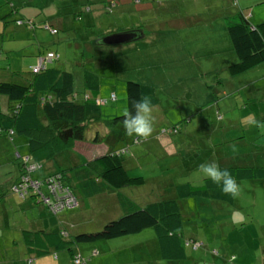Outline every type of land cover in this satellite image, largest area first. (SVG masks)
I'll return each instance as SVG.
<instances>
[{"label":"rangeland","instance_id":"obj_1","mask_svg":"<svg viewBox=\"0 0 264 264\" xmlns=\"http://www.w3.org/2000/svg\"><path fill=\"white\" fill-rule=\"evenodd\" d=\"M1 1L0 79L6 77L3 68H9L8 74L14 81L26 83L31 66L37 63L39 57H45L48 51L57 56L50 60L48 65L71 72L77 89L84 88V73H92L99 85V88L92 92L99 93L101 99L106 101L100 106L101 123H98L96 129L100 135L113 129L109 141L114 134H117L114 141L117 144L124 145L131 139L118 123H105L106 120L122 115L123 110L127 108L126 82L149 83L155 88L158 104L154 106L155 123L152 136L147 140H133L134 143H128L122 154L128 174L142 176L147 182L140 186H124L119 192L116 191L120 195L128 196L134 204L145 205L159 199V195L149 192L161 189L163 183L155 184L158 181L172 179L175 183H181L186 179H194L195 184L201 183L203 177L197 171L194 155L186 157L185 148L181 145L189 143L190 138L186 133L195 126L202 127V123L210 122V115H213L216 109L223 117L228 118V121L239 120L241 123L242 117L249 114L264 120V91L261 87L264 82L263 64L235 77L231 85L236 84L237 88L221 87V91H226L220 94L211 90L217 85L216 88L220 87L216 84L217 81L222 83L223 80H229L222 70L236 58L233 55L220 54L222 47L225 48L229 42L225 32L226 16H232L242 10L250 16L252 23L264 21V0ZM12 7L16 9L17 14L11 13ZM75 14H80V19L76 18ZM16 19L21 20L16 23ZM140 31L142 35H139ZM120 32L136 33V38L133 41L111 45L98 42L107 34ZM189 45L193 52L189 50ZM181 46L185 58L178 62L173 54L180 55ZM203 52H210V56L206 59L201 56ZM216 57L219 62H216ZM13 71L18 74H13ZM109 92H113L116 98L109 97ZM207 101L208 106L212 105V108L211 111L205 112L208 106L203 105ZM4 103L5 97L1 99V108ZM170 127L176 129L173 133L174 139L171 138L174 147L171 148L172 152L166 155L165 151L155 144V134ZM241 129L236 127L232 131L235 136L243 131L249 142L255 139L257 143L264 144V135L257 129ZM198 133L203 135L204 131ZM122 134L127 140L119 139ZM164 134L169 133L167 131L160 134L157 137L160 142L169 137L163 136ZM85 135L87 139H93L94 123L88 125ZM151 138L154 140L150 141ZM89 143L92 147L87 150V155L91 156L101 155L108 146L105 138L99 139L97 143L90 140ZM14 144L18 150L24 151V137H15ZM239 148L237 147L238 150L246 152L250 150L247 147ZM78 152L76 148L63 151L52 160L43 162L41 167L44 170L50 167L49 170L52 171H69L65 165L74 164L73 160L76 159L71 155L79 160L81 156ZM12 154V145L0 135V193L8 192L14 199L16 195L14 197L8 185L13 178L16 177L15 181L19 178L20 162L17 160L19 158H13ZM84 159H87L85 154ZM87 166L90 168L91 165ZM21 168L26 170L27 166L24 164ZM91 171L94 173L93 166ZM177 173L179 176H176ZM75 174L72 173L71 183L74 184V191L79 192L77 196H81L78 198L79 206L71 210L73 213L64 210L69 221H76L72 231L77 234L101 230L106 223L121 215L117 196L115 193L104 192L95 194L94 198H88L78 186L79 178L75 177ZM188 174L191 177H188ZM239 185L240 193L232 204L221 205L212 200L195 198L181 201L182 213L185 215L183 234L186 237L198 238L202 245L197 250L187 247L188 258L180 262L181 264H238V261H226L231 254L235 255L237 248L235 243H232L237 237H243L241 252L237 253L244 254L247 263H264V183L244 181ZM170 192L168 189L165 196L169 197ZM13 199H9L7 205L0 206L9 214L7 218H3L0 212V233L2 236L4 233V237H8L13 231L19 233L28 226L27 219L36 217V213L42 209L37 205L28 210L29 212L19 210L16 202L15 207L12 204ZM20 202L26 203L24 200ZM250 213V217L245 215ZM40 216H45L44 212H41ZM47 219L49 220V217L45 218ZM97 244L95 247L102 251L115 252L102 258L103 264H159V250L153 228L108 241H97ZM92 258L90 262L96 264V257Z\"/></svg>","mask_w":264,"mask_h":264},{"label":"trees","instance_id":"obj_2","mask_svg":"<svg viewBox=\"0 0 264 264\" xmlns=\"http://www.w3.org/2000/svg\"><path fill=\"white\" fill-rule=\"evenodd\" d=\"M11 13L17 14L14 7H12ZM75 16L78 19L81 17L80 14H75ZM249 18L250 16L242 10L225 18L226 37L236 58L225 69H221L229 77V80H223L222 83L217 81L216 84H219L220 87L216 88L217 85L215 89L211 88L212 92L216 94L222 93L221 87L229 88V84H231V81L233 82L235 77L256 66L264 65V21L252 23ZM20 20L16 19V23ZM52 30L56 31L55 28H52ZM139 35H142V31ZM50 52L53 53L48 51L46 54ZM53 55L54 57L50 60L57 57L54 53ZM50 60L41 64L36 71H33L36 63L32 65L26 83H18L12 78L11 80L0 81V135L12 145L13 158H19L17 160L20 162L18 165L19 178H17V181H15L16 177L13 178L8 186L11 187L14 197L16 195V200L30 202L34 207L40 206L42 208L41 212H44L45 215L41 217V212L36 213L38 214L36 217H31L28 220L32 224L24 227L18 233L20 236L21 233L23 234L21 242L18 243H21L20 245L24 247L26 256L19 258L17 262L25 261L26 264H36L35 256L37 259L48 254L58 257L59 254L63 253L66 255L69 264H91L92 257H98L97 259L94 258L96 264H103L101 259L115 252L114 250L102 251L95 247V245H98L97 241H108L109 239L136 234L146 228H153L154 230L159 250V257H157L159 264H181L180 262L186 261L188 258L186 248L197 250L202 245L198 238L192 235H190L192 237H186L183 234L185 215L182 213L181 201L186 198H195V200H212L222 205V203L232 204L236 198L225 195L219 186L204 177L199 184H195L194 179H186L181 183H175L172 179L158 181L155 184L162 185L163 183L161 189H154L149 192L159 195V199L145 205L134 204L128 196L120 195L118 192L121 187H134L147 183L142 176H130L125 167L124 158H122L128 143L133 144V140L136 139H128L129 141L122 145L114 143L117 134L112 135L110 141L108 140L113 133V129L104 135H100L96 128L99 125L98 123H101L100 106L105 104L106 101L101 99L99 93L92 92L99 88L97 79L91 75L92 73L85 72L84 88L79 90L75 86L73 74L61 68L49 66ZM12 73L18 74L17 71ZM125 87L128 109H131L132 101L138 99L141 94L151 96L154 106L158 104L154 93L156 90L149 83L127 81ZM261 87L264 91V82L261 83ZM87 90H91V92H87ZM4 97L5 103L1 108V99ZM109 97L116 98L113 92H109ZM245 104L248 103L245 102ZM203 106H208V101ZM211 108L212 105L206 107L205 112L211 111ZM262 113L264 116V112ZM210 116V122L202 123V127L195 126L186 133V136L190 138L189 143L181 145L185 148V156L189 158V156L194 155V162L198 167L199 164L204 162L219 164L222 169H228L232 173L238 184L244 181L254 184L264 183V144L257 143L255 139L249 142L243 131L235 136L232 129L244 127L239 120L229 119L228 121V118L223 117L217 109ZM91 123H94V137L93 139H87L85 132ZM105 123L110 125L118 123L122 126V115L106 120ZM167 131L169 134L163 136L169 135V139H174L175 127L167 128L162 132L158 131L155 134V144H158L166 155L172 151L169 152L166 149V144L160 146L164 141L160 142L157 137ZM202 131H204L203 135L198 133ZM122 135L119 137L121 141L126 137ZM15 137H24L25 144L22 146L24 151L17 149L14 144ZM104 138L107 139L108 146L101 155L73 160L74 164L72 166L65 165L69 171L63 169L52 171L49 170L50 167L44 170L41 167L43 162L52 160L57 154L72 150L77 142L91 140L97 143L99 139ZM151 140L154 139L151 138ZM232 145L236 146L235 152L232 150ZM186 147H188L187 150ZM237 147H240L239 149L247 147L250 150L246 152V150H238ZM117 149L121 150V154L113 155ZM78 161L80 163H76ZM24 164L27 166L26 170L21 168ZM87 165H91L90 168ZM29 166L32 168H28ZM92 166L94 167V173L91 171ZM73 172L76 173L75 177L79 178L77 181L78 186L81 187L83 194L88 198L104 192L115 193L118 204L121 206V215L117 219L110 220L101 230L77 234L73 232L72 227L75 221L71 222L69 218L66 221L60 219L61 216L66 215L65 211H73L79 206L78 198L81 196H77L79 192L74 191L72 186L74 184L71 183ZM23 176L26 195L18 197L14 187L22 182ZM176 176H179V174L177 173ZM188 177H191V175L188 174ZM32 181L39 184V189H36V191H34L33 185H30ZM42 185L44 186L42 187ZM51 187L55 188L54 192L51 191L53 194L56 192L57 195H72L76 203L65 205L63 203L64 198L50 193ZM168 189L171 192L168 193L169 197H166L165 192ZM46 198H49V202L45 201ZM9 199L13 198L8 192H1L0 206L7 205ZM57 202H62L63 207L54 211L52 208ZM12 204H14V199ZM72 211L71 213H73ZM240 214L244 216V214ZM50 215H54V218L59 222L53 226L47 225L45 218ZM245 215L250 217L251 213ZM242 240L243 237L241 239L237 237L234 240L232 244L235 243L237 250L235 255L231 254L226 261L230 263L238 261V264H253V261L247 263L244 254L237 253L241 252ZM214 251L217 253L216 250ZM133 261L135 262L134 259ZM258 264L264 263L259 261Z\"/></svg>","mask_w":264,"mask_h":264},{"label":"clouds","instance_id":"obj_3","mask_svg":"<svg viewBox=\"0 0 264 264\" xmlns=\"http://www.w3.org/2000/svg\"><path fill=\"white\" fill-rule=\"evenodd\" d=\"M154 105L149 95L141 94L138 99L131 103V109L125 108L122 113V126L126 136L138 140H147L154 131ZM241 124L244 127L255 128L264 135V120H259L254 114L242 118ZM236 151V146L232 145ZM121 150L117 149L113 155H120ZM202 177L210 179L221 188L225 195L236 198L240 193V185L228 169H222L215 162L201 163L197 169Z\"/></svg>","mask_w":264,"mask_h":264},{"label":"crops","instance_id":"obj_4","mask_svg":"<svg viewBox=\"0 0 264 264\" xmlns=\"http://www.w3.org/2000/svg\"><path fill=\"white\" fill-rule=\"evenodd\" d=\"M0 6H2V1L1 0H0ZM1 30H3V28ZM227 43L228 44L226 45V47L225 48L222 47V49L220 51L221 56H222V54H225L227 56H229V55H233L234 56L233 52L230 49L229 42H227ZM202 46H207V45H202ZM182 48H183V46H181V49L179 51L180 55H177L176 53L173 54V56L176 58V60L178 62L182 61L185 58L183 56V49ZM189 50L191 52H193V50L191 48V45H189ZM201 56H203V57H205L207 59L210 56V52H203L201 54ZM219 61L220 60L216 57V62H219ZM3 71L6 73V74H4L6 77H4V79H0V81H2V80H11V77L8 74V73H10V69L9 68L8 69L3 68ZM262 74L264 75V71L262 72ZM0 77H1V75H0ZM231 84H232V81H231ZM231 84H229L230 85L229 86L230 89L237 88L236 84H233V85H231ZM224 91H226V90H222V92H224ZM163 141H164V143H162V145H160V146H163V145L166 144V149L169 152L172 151L171 148L174 147V146H173V143H172L171 139L166 137ZM90 147H92V144H90L89 141L77 142L75 144V146H74V148H76L79 151L78 154L81 156V159H84V154L86 155V158L87 157L88 158H92L93 157V156L91 157V155H89V154L87 155V152H88L87 150ZM71 156L74 159L78 160L75 156H73V155H71ZM111 194H113V193H111ZM94 196L95 195H93L91 198H94ZM20 201L21 200H16V198H14V207H15V202H16V204H17L16 206H17V208L19 210H23V211L27 210L26 212H29L28 210H32L34 208V206H32L30 204V202L23 203V202H20ZM1 213H2L3 218H7L8 215H9V214H7V212H5L4 209H1ZM20 215L22 216V213ZM67 218L68 217L66 215H63V216L60 217V219H63L65 221L67 220ZM29 219H31V218H29ZM29 219H27V225H31L32 224L31 222H28ZM70 221L72 222V221H75V220L71 219ZM46 222H47V225L53 226L54 224H57L59 221L56 218L49 216V220L47 219ZM6 224H7V222H6ZM22 230H20V231H22ZM17 234L18 233L13 231V232H10L8 237H4V233H3V236L0 233V264H26L25 261H22L21 263L17 262V260L19 258H23V257L26 256L25 253H24V247L20 245L21 243H18L19 241L21 242V237H23V234L21 233V236H20V234H18V235ZM22 241H23V239H22ZM34 259H35V263L36 264H69L66 255L63 254V253L59 254L58 257H55L52 254H48L47 256H44V257H41V258H38V259L35 256ZM92 263L93 262H91V264Z\"/></svg>","mask_w":264,"mask_h":264},{"label":"built area","instance_id":"obj_5","mask_svg":"<svg viewBox=\"0 0 264 264\" xmlns=\"http://www.w3.org/2000/svg\"><path fill=\"white\" fill-rule=\"evenodd\" d=\"M52 57H54V55L51 52L50 53H47L46 56L43 57V58L42 57H39L38 58V61L36 63L35 68H33V71H36L41 66V64H43L44 62L50 60ZM30 168H32V167L30 166ZM30 185H33L34 191H36V189H39L38 188L39 187L38 182L32 181V182H30ZM24 187H25V184H24V176H23L22 177V182H20L17 186L14 187V190H16L17 195L19 197L26 195V191H24ZM54 190H55V188L51 187V191L54 192ZM51 191H50V193H52ZM53 195H55V196H61L60 198H64L63 203L65 205H73V204L76 203L75 200H74L75 198L72 195L71 196H68L69 194H66V195H57L56 192ZM45 201L49 202V198H46ZM57 205H59V207H57ZM62 205H63L62 202H57L56 204L53 205V208L52 209L54 211L59 210L61 207H63Z\"/></svg>","mask_w":264,"mask_h":264},{"label":"water","instance_id":"obj_6","mask_svg":"<svg viewBox=\"0 0 264 264\" xmlns=\"http://www.w3.org/2000/svg\"><path fill=\"white\" fill-rule=\"evenodd\" d=\"M134 35H136V33L133 34L132 32L111 33L101 37L99 42L107 45L120 44L135 40L136 36Z\"/></svg>","mask_w":264,"mask_h":264}]
</instances>
